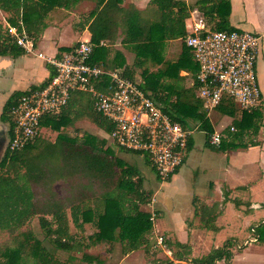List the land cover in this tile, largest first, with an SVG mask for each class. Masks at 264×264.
Masks as SVG:
<instances>
[{
  "label": "trees",
  "instance_id": "obj_1",
  "mask_svg": "<svg viewBox=\"0 0 264 264\" xmlns=\"http://www.w3.org/2000/svg\"><path fill=\"white\" fill-rule=\"evenodd\" d=\"M80 1L83 0H0V10L6 14L10 26L19 32L24 28L29 35H34L41 21L54 8L68 10ZM92 1L95 7L89 13L88 29L93 51L89 62L109 70L123 68L124 75L132 80L135 79V68H140L142 88L152 92L165 111L183 125L193 121L208 137L214 129L207 121L205 107L196 96L198 65L190 48L182 43L174 60L163 55L168 41L182 39L186 35V20L191 11L189 5L184 0H150L146 8L138 9L132 4L123 6L122 0ZM196 5L211 29H235L229 22L230 0H197ZM119 36L120 43L134 55L132 63H127L123 53L110 46ZM73 45L61 48V51H69ZM23 53L8 29L3 31L0 25V55L17 56ZM149 65H153L155 70H149ZM181 71L192 77L191 87L184 86L185 76L181 75ZM51 75L29 89L44 86ZM103 79L104 83H109V77L104 76ZM96 86L102 89L101 84ZM25 92L16 91L5 102L0 115L3 123L10 124L11 108ZM237 108L229 98L221 101L216 110L233 118L231 126L236 131L225 129L223 132L226 134L219 146H211L207 140L206 145L213 149L234 150L257 144L253 141L245 143L244 139L247 135L257 134L264 117L263 106L251 111L238 108L242 113L240 118L235 117ZM84 116L106 133L112 128L110 122L94 110L91 95L76 91L59 114L43 116L41 131L33 142L20 150L5 148L0 158V231L14 232L32 217L38 216L45 237L57 249L69 252L82 246L83 242L76 233H71V224L83 232L84 225L91 223L96 231L88 236L90 242H120L128 251L136 250L146 243V236L152 230L151 213L140 206L150 201L153 191L143 188L144 178L138 167L116 155L111 146L117 147L106 138L91 134L70 136L62 131ZM47 129L57 132L53 141L43 140ZM192 145L191 136L186 150H190ZM49 173L51 179L63 175L68 179V185L74 189L70 195L59 196L50 190L45 197L39 196L33 185L48 183ZM171 178L165 181L170 182ZM210 208L206 206L200 210L203 226L218 230L214 223L220 213L208 215V211H212ZM202 215L206 218L203 219ZM257 233L258 241L264 243V226L259 227ZM174 245L186 248L184 243L177 241ZM232 245L231 239H228L222 247L214 248L207 255L192 261L195 264H216L217 261L228 260L232 257L229 251ZM186 253L178 254L177 259H183ZM29 258L34 264H68L59 262L31 233H25L18 246L0 252V264H28ZM81 258L99 263L97 257L87 253Z\"/></svg>",
  "mask_w": 264,
  "mask_h": 264
},
{
  "label": "built area",
  "instance_id": "obj_2",
  "mask_svg": "<svg viewBox=\"0 0 264 264\" xmlns=\"http://www.w3.org/2000/svg\"><path fill=\"white\" fill-rule=\"evenodd\" d=\"M192 13L191 22L186 24L187 33L181 40L190 48L198 65L196 96L207 113L224 98L231 99L241 110L251 111L261 106L256 66L262 36L241 29L216 31L203 14ZM8 32L19 46L27 52L32 50L31 40L25 34L19 35L17 28L9 25ZM92 51L89 40H79L69 51L58 55L38 54L52 68V75L47 84L26 90L13 104L5 148L20 150L33 142L41 131L43 116L59 114L71 94L82 91L91 95L94 110L112 125L109 132H104L105 138L117 148L146 156L157 177L164 182L184 163V151L194 130L165 111L154 94L142 88V80L129 79L123 68L109 70L90 63ZM104 76L109 77L108 84L104 83ZM197 128L199 124L194 127ZM230 131L236 129L231 126ZM224 136L222 131L213 130L207 142L219 146ZM150 213L154 221L155 210ZM250 231L253 236L245 244L258 241L257 226H251ZM158 238L159 242L163 241V237Z\"/></svg>",
  "mask_w": 264,
  "mask_h": 264
},
{
  "label": "rangeland",
  "instance_id": "obj_3",
  "mask_svg": "<svg viewBox=\"0 0 264 264\" xmlns=\"http://www.w3.org/2000/svg\"><path fill=\"white\" fill-rule=\"evenodd\" d=\"M134 1L135 0H122L121 2L125 6L131 5L132 3L137 5ZM188 1L191 10L190 14L194 12V14L192 13L193 16H197V13H201L196 5L197 0ZM80 2L68 10L63 8L53 9L52 15H55L57 19L60 18V20L67 18L66 20L71 24V26L62 24V27L59 28L60 30L56 32V34L60 36L61 44L68 45L72 44L77 39H85V36L80 35L82 33H79L78 30H80V26L85 24L87 15L90 13L89 11L95 7V2L89 3L86 0ZM51 19L52 18L49 16L47 22ZM190 22L191 17L190 19L187 18L186 24ZM2 30L4 31L5 29L2 28ZM116 42L110 45L111 48L121 51L126 62L132 63L134 55L120 45L119 39ZM181 45V39L168 41L163 51L164 58L170 60L177 58L181 50ZM115 46L117 48H115ZM28 58L29 60H33L32 62L36 60L33 56ZM149 70L153 71L155 67L149 65ZM36 75L37 74H35V76ZM181 75L185 76L184 86L191 87L193 83L192 77L185 71H181ZM11 77L12 74L10 70L6 71L5 69L4 72H0V91L6 90L9 87L8 83L11 81ZM135 80H142L140 68H135ZM37 81L38 80L34 82ZM241 114V111L237 108L235 117L240 118ZM232 120V117L221 114L216 108L207 113V121L215 131L223 132L225 129L230 130ZM189 124L194 130L192 134L193 145L190 150L184 151V163L179 168L178 175L168 184L166 181L160 182L157 179L151 163L145 158L146 156L120 151L111 146L115 154L126 161V163L138 167L140 174L144 178L143 188L146 191H153L150 201L140 206L144 211L150 212L153 209L156 213L155 220L151 221L152 230L146 236V243L144 245H141L136 250L128 251L120 242L92 243L88 240V236L96 231L93 224H85L83 232H79L71 224V233H76V236L81 237L83 242L82 246L76 247L73 251L66 252L57 249L54 244L45 237L39 225L38 216H34L23 227L14 232H9L7 230L0 231V252L7 248L18 246L25 233H31L42 242L46 249L59 262H66L68 264H195L192 259L207 255L211 250L222 247L226 240L231 239L233 245L229 251H231L232 257L228 260L218 261L216 264H264V243L256 241L245 244V241L253 236L250 231L251 226H257V229L264 226V223H262V221H264V208L251 209L247 204L246 198H238L239 196L235 195V199H238V201H240L239 203L238 201L227 202V199L223 200L226 194L225 188H222L224 213L218 217L216 224H214L219 228L223 226L218 231L209 230L203 226L200 210L207 205L201 199L205 198L207 200L215 197V192L211 189L213 187L209 186V184L212 180L219 178V176L224 173V167L228 162L229 152L228 150L220 148L213 149L206 145L207 136L204 131L200 128L194 129L196 123L193 121ZM2 125L4 127L7 125L8 127L7 123ZM62 131L70 136L78 137H81L83 134H91L100 138H105L106 135L104 131L99 129L85 116L77 120L73 126L67 127ZM223 134L226 133L223 132ZM56 135L57 132L47 129L44 131L42 138L44 141H53ZM251 139V135L245 137L247 143H249ZM4 150L5 145L0 148V158ZM50 166L52 167V163H50ZM47 180L48 183L44 184L41 182L33 185V189L41 198L45 197L50 190L54 191L59 196H62V194L64 196L70 195L74 190L73 187L70 188L68 184L65 186L64 181L55 182L56 179H54V177L51 179V173L48 174ZM165 195H170L176 208H180L179 215L181 214L184 216V225L177 224L176 220L178 219L174 218L172 215L174 213H170L169 209L165 208L163 204ZM236 195H238V193ZM192 205L194 207L193 213L186 215L190 209H192ZM210 209H212V211H208V215L218 212L222 213V209H220L218 205ZM202 218L205 219L206 216L202 215ZM160 236L163 237V241L161 242H159L158 238ZM167 241L171 244L168 245ZM176 241L184 243L186 248L182 249L174 245ZM183 252H187L183 259H177V255ZM84 253L97 257L99 263L82 260L81 255ZM27 262L28 264H34L33 260L30 258Z\"/></svg>",
  "mask_w": 264,
  "mask_h": 264
},
{
  "label": "crops",
  "instance_id": "obj_4",
  "mask_svg": "<svg viewBox=\"0 0 264 264\" xmlns=\"http://www.w3.org/2000/svg\"><path fill=\"white\" fill-rule=\"evenodd\" d=\"M86 1L89 3L94 2L92 0ZM149 1L150 0H135L134 2L139 7L134 3L132 4L138 9H144L148 6ZM184 1L189 5L188 0ZM122 5L125 6L123 3ZM230 5L231 11L229 22L233 27H235V29L257 32L262 36V46L260 49L256 68L257 79L262 94V106L264 111V0H230ZM52 14L53 10L49 12L41 21V23L39 24L40 26L34 35H29L24 30V28L21 32L17 30L19 35L25 34L27 38L31 40V51L27 52L22 48L24 50V53L21 55H0V72H4V70L6 69V71L10 70L12 74V79L8 83L9 87L6 90L0 91V115L5 102L12 95V93L16 91L28 90L33 85L37 86L41 84L45 79H47L50 73H52V68L46 63L43 57L38 56L39 53L43 54L46 57L56 54L58 55L59 53L64 52L61 51V48L69 47L75 44L76 41H79L81 39H77L75 42L68 45L61 44L60 36L56 34V32L60 30L59 28L62 27V24H66L67 26H71V24L66 20L67 18H63V20H60V18L57 19L56 16ZM0 16L1 27L8 29V26L10 24L7 22L6 14L2 10H0ZM49 16L53 20L51 19L47 22ZM89 16L90 15L88 14L87 19L85 20V24L80 26V30H78L79 33H82L80 35L85 36V39L83 40H90L91 37L90 31L88 29V25L90 23ZM13 38L15 39V37ZM118 39L119 41H121L120 36L117 37V40ZM120 45L125 48L121 43ZM116 46L115 48H117ZM31 55L36 58L34 62H32L33 60H29L28 58L32 57ZM35 74L37 75L35 76ZM36 80L38 81L34 82ZM2 124L4 123L0 120V147L1 145H5L6 138L4 142L2 141L7 135V125H5L4 127ZM251 136L252 139L250 140V142L253 141L254 143H257L256 145H249L246 148L239 147L234 150H228V162L224 167V173L221 172L222 174L219 176V178L212 180L209 184V186L213 187L210 188L215 192V197L207 200L205 198L201 199L207 206L214 207L218 205L220 209H222V213H220L215 219V224L218 217L224 213V203L222 202V188H225L226 194V197H224L225 199L223 200L227 199V202L238 201V199H235V196H239L238 198H246V201L248 202L247 204L251 209L264 208V117L257 134ZM244 142L247 143L245 139ZM177 175L178 173L174 174L170 182L166 183H171L173 181V178H175ZM54 179H56L55 182L64 181L65 186L66 184H68V179H66L64 175L58 176ZM235 193H238V195H236ZM239 202L240 201H238V203ZM163 204L165 205L166 209H169L170 213H174L172 215L174 216V218L178 219L176 220L177 224L184 225V216H182L181 214L179 215L180 208H176V205L170 195H165ZM193 211L194 207L192 205V209H190V211L186 215H190L191 213H193ZM221 227H218V230H220ZM258 242L262 243L260 241Z\"/></svg>",
  "mask_w": 264,
  "mask_h": 264
},
{
  "label": "water",
  "instance_id": "obj_5",
  "mask_svg": "<svg viewBox=\"0 0 264 264\" xmlns=\"http://www.w3.org/2000/svg\"><path fill=\"white\" fill-rule=\"evenodd\" d=\"M5 138H6V136L4 137V139H3V141H2V142H4ZM1 147H2V145H1ZM1 147H0V148H1Z\"/></svg>",
  "mask_w": 264,
  "mask_h": 264
}]
</instances>
